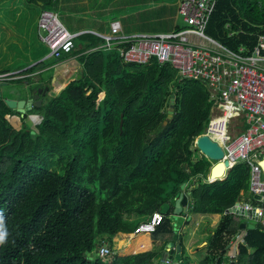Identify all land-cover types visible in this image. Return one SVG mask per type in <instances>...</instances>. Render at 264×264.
<instances>
[{
  "label": "trees",
  "instance_id": "1",
  "mask_svg": "<svg viewBox=\"0 0 264 264\" xmlns=\"http://www.w3.org/2000/svg\"><path fill=\"white\" fill-rule=\"evenodd\" d=\"M25 1L51 12L57 2ZM213 11L206 35L232 51L252 49L264 36V0H216ZM100 44L92 36L77 37L73 54ZM75 59V73L44 84L42 103L30 108L40 118L33 129L0 97V214L7 232L0 264H151L157 253L149 244L159 242L162 249L185 225L175 229L172 223L181 185L189 193L188 211L177 217L222 214L199 264H221L237 235L233 264H264L261 225L238 233L243 219L223 215L240 201V192L248 194V168L236 164L209 183L212 163L193 147L210 116L205 87L181 80L169 66L126 64L102 50ZM172 95L173 118L163 126ZM244 203L255 205L249 194ZM154 212L160 225L134 234ZM98 238L110 244L109 253L89 259ZM177 240L176 263L185 264L188 238Z\"/></svg>",
  "mask_w": 264,
  "mask_h": 264
},
{
  "label": "built area",
  "instance_id": "2",
  "mask_svg": "<svg viewBox=\"0 0 264 264\" xmlns=\"http://www.w3.org/2000/svg\"><path fill=\"white\" fill-rule=\"evenodd\" d=\"M215 1L176 0V16L183 27L167 33L125 35L120 23L114 21L107 35H94L102 41L94 50L113 52L126 64L145 66L153 61L160 66L166 65L176 71L181 80L199 82L205 87L212 105L204 135L223 150L218 162H227V171L236 164L248 168L247 192L255 205L243 203L239 206L264 230V177L256 163L264 155V36L257 37L252 49L239 46L236 51L207 36ZM37 30L38 40L50 58L57 60L75 50L74 41L78 35L68 33L54 12H40ZM237 112L242 113L245 129L231 137L228 126ZM35 120L36 126L40 118ZM161 219L158 212L152 213L143 223L141 221L134 234L153 232ZM108 253V247L100 246L99 257ZM234 259L235 254L229 255L226 264ZM162 264H170V261L165 259Z\"/></svg>",
  "mask_w": 264,
  "mask_h": 264
},
{
  "label": "crops",
  "instance_id": "3",
  "mask_svg": "<svg viewBox=\"0 0 264 264\" xmlns=\"http://www.w3.org/2000/svg\"><path fill=\"white\" fill-rule=\"evenodd\" d=\"M56 1H57L56 5L54 6V10H52V12H54V14L57 16L58 9L64 11V27L72 30L73 31L72 35H78V37L92 36L95 38L97 37L94 35L104 36L109 33V25L114 21L119 22L115 18L117 17L116 16L117 12L126 10L127 5L131 6V4L148 2V0H140L139 3L138 2L134 3L133 0H130L129 3L127 2V0H108L105 4H103L104 0H99L100 3L97 0V2L91 4L90 0H56ZM16 2H18L17 3L18 6L22 3V5L20 6L21 12L25 11L26 6H27V11H29L32 8L34 9L40 8V9L38 11L36 18L32 22L20 21L17 18H14L13 20H5V19L3 20L0 17V76L2 77V78L0 77L1 78L0 82L7 83V86L0 88V94L3 100L31 99L30 93L32 90L39 88L37 87L38 85H43L40 88L47 87L48 90V86H44V84L50 82L52 79L54 80L57 78L64 79V72H66L67 75H72L73 73H75V68L78 66V63L76 62L75 58L80 56V54H89L91 52L98 51L94 49L102 44V41L97 38L98 40L101 41V44L99 46L92 47L90 49L81 51L80 53L73 54L74 52L77 51V48H79L78 46L77 47L75 46V50L71 54L62 55L57 60L50 58L48 54L46 55L42 54L38 56L40 51L37 45L39 44L40 46L44 47V45L41 44L40 41L38 40V30H37V19L40 15V12L43 10L41 7V3L37 5V4H27L25 0H0V10L9 7L15 8L14 4ZM150 2L152 1L150 0ZM175 3L176 1L172 5L174 6ZM157 4L160 6V8H158L160 11L169 10V8L165 7L168 6V4H161V3H157ZM162 6L163 8H161ZM169 6H171V4ZM18 14H20V11L18 12ZM175 15H176V11H175ZM104 18H109V20L104 21ZM182 27L183 26L181 27L172 26V29L170 31H172L173 29H181ZM121 32H122V27H121ZM122 33L125 34L124 32ZM131 35H150V34L140 33V34H131ZM74 42L76 44V39ZM41 57L42 59H40L39 61L37 62L34 61ZM47 58H50L51 62L50 63L47 62L48 64L47 63L43 64L44 60H46ZM78 71H80V67H78ZM15 83L21 85L22 87L19 88L18 90H15L13 86ZM40 97L39 100L41 104L42 99H40ZM29 115H30V123L32 126L35 127L34 125V122L36 121L35 119L39 118V116L36 114H29ZM10 119L14 126L17 127L19 126V120L16 118V116H10ZM205 130L202 135L205 134ZM240 131H243L242 128ZM226 172L228 171L226 170ZM207 181H208V176H207ZM208 182L211 183V181ZM184 188L182 192L186 194L184 192ZM240 195H241V199L236 203L243 204L244 199L248 197V194L247 193L242 194V192H240ZM188 201H189V196H188ZM223 215L225 214L223 213ZM221 217L222 214L203 215V214L190 213V214H186L185 219L177 217L175 223L172 220L173 227L175 229H177L180 225H182V223L185 224L176 230V233L174 234L176 235V239L175 240L172 239L171 241H169L172 242L174 245L179 246L177 240L179 235L188 238V242L183 241V243H185L184 246L185 253L186 255L189 256V260L186 261L185 264H199V261L203 259L207 251V243L209 241V238L212 235V231L216 229L217 225L219 224ZM241 218L243 219L244 217ZM253 223H257V221H254L250 218H244L241 224L249 225L252 227ZM238 243H240L239 239H237V237H234L228 248V251L229 250L231 251L230 255L235 254L236 257V247ZM133 248L135 249V247ZM151 248L157 253L156 258L152 260L151 264H162V261L167 259L165 248L163 247L162 249H159L160 248L159 242L155 244H149V249ZM228 251L226 253H228ZM234 260L232 261L231 264L234 263ZM169 261L170 264H177L176 261H174L172 258ZM226 261H227V257L225 254L221 264H226Z\"/></svg>",
  "mask_w": 264,
  "mask_h": 264
},
{
  "label": "rangeland",
  "instance_id": "4",
  "mask_svg": "<svg viewBox=\"0 0 264 264\" xmlns=\"http://www.w3.org/2000/svg\"><path fill=\"white\" fill-rule=\"evenodd\" d=\"M108 0H104L103 4H105ZM140 0H133V2H138L139 3ZM97 2V0H90V3H94ZM98 2L100 3V1L98 0ZM127 2L129 3L130 0H127ZM18 2H16L14 4L15 8H3L2 10H0V17L1 19H5V20H13L14 18L19 19L20 21H30L32 22L37 14L40 8H32L29 11H27V6L25 7V11L21 12V8L20 6L22 5V3L18 6L17 5ZM168 4L167 7H170V10L167 11H163V10H159L158 8H160V6L157 3H153L150 2V0H148L147 3L145 2H140L139 4H131V6L127 5L126 10L123 11H119L117 12V17H115L119 22L120 25L122 27V32H124L125 34L131 35V34H140V33H146V34H157V33H164V32H168L172 29V26H176V27H181L182 23H181V19L179 17H176L175 15V5H171ZM163 8V6L161 7ZM20 11V14H18V12ZM133 14V15H131ZM57 18L58 21L60 22V24L64 27V11L59 10L57 11ZM109 20V18H104V21ZM65 28V27H64ZM65 30L68 33H73L72 30L65 28ZM37 47L39 48V55L42 54H48V51L43 47L40 46L39 44L37 45ZM19 53V52H18ZM43 57V56H42ZM36 59L34 60L35 62L39 61L40 59ZM50 63L51 59L47 58L46 60H44L43 64L45 63ZM47 63V64H48ZM21 64V63H20ZM15 90H18L19 88H21V85H18L17 83H15L14 85ZM3 95V94H2ZM1 97V95H0ZM12 97V96H11ZM29 113H33L31 112V110H28L25 112L24 115H26V119L23 122L24 125L26 124L28 126V128L33 129L34 126L31 125L30 123V115ZM242 113L237 112L235 119L231 120L229 122V126H228V134L231 137H234L237 135V133L241 130V126H242V118H241ZM20 124V123H19ZM31 125V126H30ZM212 163V162H211ZM92 190L94 191V189L92 188ZM238 217V216H237ZM172 220L175 223V220H177V216H172ZM244 220V218H243ZM125 240L129 241V238L123 237ZM120 239V236H116L113 240L114 242L118 243V240ZM101 239L98 238L96 241V247L95 250L101 246ZM117 246H122L119 244H117ZM130 252L127 251H123L121 252V254H128ZM231 251L229 250L228 253H226V257H228L230 255ZM160 259V257H159ZM158 259V260H159Z\"/></svg>",
  "mask_w": 264,
  "mask_h": 264
},
{
  "label": "water",
  "instance_id": "5",
  "mask_svg": "<svg viewBox=\"0 0 264 264\" xmlns=\"http://www.w3.org/2000/svg\"><path fill=\"white\" fill-rule=\"evenodd\" d=\"M79 76H77L78 78ZM7 86V83L0 82V88ZM47 87L43 88H37L35 90H32L30 95L31 99L26 100H11V99H4L5 104L8 108L15 110L17 113L20 114V118L25 114L26 111L30 110L31 107L38 108L40 105L39 97L44 95L46 92ZM1 95V94H0ZM174 105H175V96L172 95L169 101V107L167 109L166 114V120L163 123V126L167 125V122H169L173 118L174 114ZM122 124V122H121ZM31 138L33 133H30ZM193 147L198 150V152L207 158L210 162L213 163V165L209 169L208 173V181L214 182L217 180H222L226 176V167L228 166L227 162L221 163L218 162L223 157V150L218 145L217 142L213 141L211 138H209L206 135L198 136L195 141ZM261 170V174L264 177V155L261 157L260 160L256 162ZM184 186H180V192L175 194L173 198V210L172 215L178 216L180 213H185L188 211V195L189 193L184 194L183 191ZM256 199V197H255ZM225 215H236L244 218H250L254 221L256 219L251 216L250 213L245 212L242 210V208L239 206L238 203H235L234 206L224 211ZM239 233L241 231H248L252 230V227L249 225L240 224L238 226ZM238 236V235H237ZM236 236V237H237ZM173 240L176 239V235H173ZM101 246H106L108 248H111L110 244L108 243H102ZM99 248L100 246L90 254L89 259H97L99 257ZM166 258L167 259H173L174 261L178 260L180 248L178 245H174L172 242H167L164 246Z\"/></svg>",
  "mask_w": 264,
  "mask_h": 264
},
{
  "label": "clouds",
  "instance_id": "6",
  "mask_svg": "<svg viewBox=\"0 0 264 264\" xmlns=\"http://www.w3.org/2000/svg\"><path fill=\"white\" fill-rule=\"evenodd\" d=\"M7 232L3 228V215L0 214V244H3L6 241Z\"/></svg>",
  "mask_w": 264,
  "mask_h": 264
}]
</instances>
